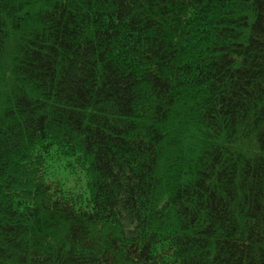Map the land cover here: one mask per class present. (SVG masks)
<instances>
[{"label": "trees", "instance_id": "obj_1", "mask_svg": "<svg viewBox=\"0 0 264 264\" xmlns=\"http://www.w3.org/2000/svg\"><path fill=\"white\" fill-rule=\"evenodd\" d=\"M0 264H264V0H0Z\"/></svg>", "mask_w": 264, "mask_h": 264}]
</instances>
